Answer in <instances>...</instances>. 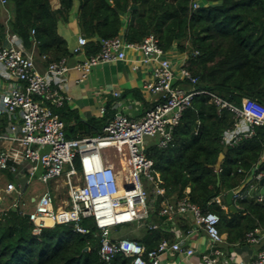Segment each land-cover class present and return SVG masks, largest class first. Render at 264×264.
<instances>
[{"label": "built area", "instance_id": "built-area-1", "mask_svg": "<svg viewBox=\"0 0 264 264\" xmlns=\"http://www.w3.org/2000/svg\"><path fill=\"white\" fill-rule=\"evenodd\" d=\"M9 3V0H0V9ZM199 7V2L193 1V10ZM2 22L6 26V42L0 48V62L8 73L6 84L0 87V181L6 175L18 184L8 183L0 189L1 210L19 209L21 197L33 180L61 184L60 189L66 191L65 198L59 199L52 189L45 190L33 197L34 209L22 213L29 215L36 236L46 228L67 223H74L76 231L87 234L90 230L80 224L83 220H93L101 239L98 255L102 263H110L118 255L130 259V264H162L163 257L169 254H182L191 259L197 252L189 240L194 234L202 233L209 240V249L198 254L199 261L191 260L188 264H264L263 228L257 227L245 235V244L258 247V251L247 262L237 263L233 259L230 262L226 250L230 245L219 229L221 218L217 213L204 212L188 196L166 199L156 208L157 200L165 196L166 189L154 160L147 153L151 145L161 149L170 147L174 130L196 95H208L220 111L228 109L234 113V128L222 137V143L228 146H234L243 137H252L256 126H264L263 105L244 99L240 108L216 94L198 89L199 79L189 70L187 59L178 68L153 34L141 43L127 42L124 34L103 40L98 53L73 67L68 64V57L49 61L48 56L42 55L46 69L41 73L34 53L10 33V14ZM87 45L88 39L79 37L73 53H84ZM128 50L139 52L138 62L153 67V79L143 88L157 95L158 103L140 118L115 113L107 118L97 136L69 139L66 125L56 110L69 100L65 89L69 72L77 70L82 75L79 82H84L98 65L126 60ZM133 68L137 70L138 66L134 64ZM246 102L261 110L251 111ZM101 113L105 115L106 109H101ZM263 160L264 156L252 169L253 177L250 175L233 190L237 207L238 203L250 199L264 202V195L258 193L264 180V173L260 171ZM14 194L18 195L14 203L6 204L4 196ZM214 201L222 202L220 197ZM153 216L172 223L175 231H170L171 227L167 229L174 234L173 239H163L156 248L149 249L134 239L114 238V229L134 222L150 230L161 229L151 220ZM184 216L191 217L190 228L176 231V220ZM237 246L240 245L234 247Z\"/></svg>", "mask_w": 264, "mask_h": 264}, {"label": "trees", "instance_id": "trees-1", "mask_svg": "<svg viewBox=\"0 0 264 264\" xmlns=\"http://www.w3.org/2000/svg\"><path fill=\"white\" fill-rule=\"evenodd\" d=\"M9 1L16 8L10 33L18 36L26 49L36 43L49 61L69 55L66 40L58 34V23L68 20L78 3L79 26L88 39L89 55L100 51L103 40L121 34L129 43H141L153 34L166 52L177 48L187 55L188 68L199 79L198 89L240 108L244 99L264 106V0H202L196 10L192 5L198 0H110L112 5L106 0H56L60 3L57 10L55 0ZM132 6L137 8L130 12ZM5 42L6 26L0 18V48ZM59 112L69 139L99 135L108 118L85 121L74 112ZM234 124L233 112L220 111L208 95H196L175 128L170 147L151 145L147 151L166 189L156 208L166 199L188 196L204 212L220 216L219 229L227 235L231 248L245 244L248 231L264 229V202L242 201L237 213L230 212L226 204V194L240 187L264 156V126H256L252 137H243L234 146L222 143L224 133ZM221 154L224 158L218 171ZM76 165L79 167L78 162ZM260 171L264 173V160ZM217 197L221 204L214 201ZM176 222L182 231L191 226L184 225L183 219ZM80 226L90 232L80 233L74 223H67L46 228L36 236L33 224L20 209H0V264H130L123 255L102 263L95 223L87 219ZM161 227L145 228L146 236L138 242L154 249L163 239H173L167 229L172 223L163 222Z\"/></svg>", "mask_w": 264, "mask_h": 264}, {"label": "crops", "instance_id": "crops-1", "mask_svg": "<svg viewBox=\"0 0 264 264\" xmlns=\"http://www.w3.org/2000/svg\"><path fill=\"white\" fill-rule=\"evenodd\" d=\"M202 0H198L201 2ZM54 8L57 10L60 8V3L54 1ZM11 10V9H10ZM79 4L76 3L73 7L68 20H60L58 23V34L66 40L68 44L69 55L68 64L73 67L74 65L83 62L88 56L87 47L86 51L82 54H74L73 48L78 43V38L84 36L81 32L79 26ZM3 12L1 10L0 18L3 21ZM125 22L124 32L127 28L128 22ZM5 45V44H4ZM34 53V58L38 67V70L43 73L46 69V63L42 59V55L38 50L37 44L34 43L32 49H26ZM181 55V58L178 57ZM167 56L172 60V62L178 66V63L185 61L187 59L186 54L179 52L177 48H172L168 51ZM174 57V58H172ZM141 54L136 51L128 50L127 59L124 61H116L112 63H105L95 67L89 77L84 82H79L81 79V73L77 70L72 69L68 78L66 79V95L69 100L60 109H56L57 113L62 119L60 110H65L68 112L76 113L81 120H92L98 119L102 120L104 117H112L115 113L121 112L132 118H140L146 112L153 109L158 103L159 97L144 90V84L153 79V67L146 66L141 62ZM181 60V61H180ZM135 61V62H134ZM136 64L138 69L135 70L133 65ZM4 73L3 67L0 66V78L4 81L7 75ZM3 76V77H1ZM0 79V87L4 85V82ZM6 84V81H5ZM106 109V114L101 113V109ZM103 117V118H102ZM64 121V120H63ZM65 125L66 122L64 121ZM115 165L118 166V161H114ZM12 177H9V179ZM13 179V178H12ZM61 184L49 185L46 190L52 189L53 192L58 196L59 199H63L66 196V191L61 190ZM28 189L25 190L21 197V202L19 203V209L25 213L32 211L35 207L32 192L28 194ZM189 192V189L187 190ZM18 196V195H17ZM15 194L10 196L12 199L9 205L14 203V199L17 197ZM28 200V201H27ZM6 204L8 201L5 202ZM27 208H32V210L27 211ZM163 222L165 218H162ZM184 225H191L192 219L190 216L183 218ZM128 227L117 228L112 231L114 238H130L136 241H141L146 236V229L142 224L137 222L130 223ZM170 231H175L173 227L169 229ZM168 230V231H169ZM172 231V232H173ZM176 231H181L177 227ZM174 235V234H173ZM225 236H227L225 234ZM209 240L202 233L194 234L190 240L189 245L196 249L197 255L191 259L184 256L181 258L178 254H169L164 256L165 260L162 259V264H188L189 261H199L198 254H202L209 249ZM256 247V246H253ZM250 247V245H240L231 248L226 247L228 252V258L235 260L237 263L247 262L252 255L259 249L256 250ZM205 250V251H204ZM204 251V252H203Z\"/></svg>", "mask_w": 264, "mask_h": 264}, {"label": "rangeland", "instance_id": "rangeland-1", "mask_svg": "<svg viewBox=\"0 0 264 264\" xmlns=\"http://www.w3.org/2000/svg\"><path fill=\"white\" fill-rule=\"evenodd\" d=\"M11 9V10H10ZM2 12H3V15H4V17H7L8 16V14H10V17H11V21H13L14 20V18H15V16H16V8H15V6L14 5H12L11 3H9V5L8 6H4L3 7V9H2ZM172 58H174V57H172ZM179 59L181 58V55L178 57ZM181 61V60H180ZM180 64H181V62H179L178 63V68H179V66H180ZM0 66L1 67H3V69H4V73H3V71H1L2 72V74H4V75H7V70H6V68H5V66L0 62ZM1 77H3V76H1ZM0 79H2V78H0ZM2 81L4 82V85H5V81L2 79ZM152 80H150V81H148V82H151ZM103 118V117H102ZM8 183H13V184H15V185H17L18 183H17V181H15V179H12V178H8V176H6V175H4L2 178H1V181H0V189H2L3 190V188L8 184ZM49 185H51V183L49 184ZM48 184H43L42 182H40L39 180H33L32 181V183L29 185V189H28V194H30V192H32L33 193V195H35V196H39V195H41L45 190H46V188L49 186ZM258 193L259 194H263L264 195V185H262V186H260L259 187V189H258ZM4 198L6 199V201H8V205H9V202H10V200L12 199V197H8V196H4ZM28 201V200H27ZM59 204H61V203H59ZM30 210H32V208H27V211H30ZM151 220L154 222V223H156V224H158V225H162L163 224V221L162 220H160L159 219V217L158 216H153L152 218H151ZM128 224H125V225H122V226H120L119 228H124V227H128L127 226ZM244 245H248V244H244ZM250 247H253V246H251L250 245ZM255 250H256V247H253ZM205 251V250H204ZM203 251V252H204ZM258 251V250H257ZM256 251V252H257ZM181 256V258H183L184 259V255H180ZM163 260H165V258H163Z\"/></svg>", "mask_w": 264, "mask_h": 264}, {"label": "water", "instance_id": "water-1", "mask_svg": "<svg viewBox=\"0 0 264 264\" xmlns=\"http://www.w3.org/2000/svg\"><path fill=\"white\" fill-rule=\"evenodd\" d=\"M106 2H107L109 5H112V2H111L110 0H106ZM135 8H137V6H132V7L130 8V12H131L132 10H134ZM130 12L128 13V15L130 14ZM223 158H224V155L221 154V155L219 156L218 163H217V166H216L218 171L221 170V163H222V161H223ZM253 175H254V172H252L251 177H253ZM263 183H264V180L260 182V185L262 186ZM233 196H234V191H233V190L229 191V192L226 194V204H227V206H228V210H229L230 212L237 213V212H238V207H237V206L234 204V202H233ZM25 216H26L27 218L29 217L28 214H25Z\"/></svg>", "mask_w": 264, "mask_h": 264}, {"label": "bare ground", "instance_id": "bare-ground-1", "mask_svg": "<svg viewBox=\"0 0 264 264\" xmlns=\"http://www.w3.org/2000/svg\"><path fill=\"white\" fill-rule=\"evenodd\" d=\"M246 103H247L246 105L248 106V108H249L251 111H255V109H259V110H261L258 106H254V105L250 104L249 102H246ZM262 115H264V112L262 113ZM122 163L125 164L124 161H122Z\"/></svg>", "mask_w": 264, "mask_h": 264}]
</instances>
